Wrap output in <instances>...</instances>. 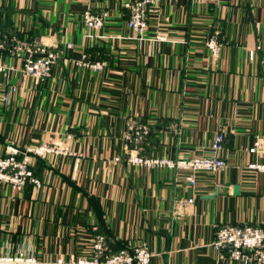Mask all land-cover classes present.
I'll use <instances>...</instances> for the list:
<instances>
[{
  "label": "crops",
  "instance_id": "1",
  "mask_svg": "<svg viewBox=\"0 0 264 264\" xmlns=\"http://www.w3.org/2000/svg\"><path fill=\"white\" fill-rule=\"evenodd\" d=\"M123 1L0 0V29L62 50L37 84L0 51V155L67 148L32 158L40 186L0 184V255L68 264L105 233L111 247L145 243L150 264H242L211 241L222 224L264 226V171L248 167L264 163V0H153L143 38L127 27ZM87 8L107 11L100 32L82 25ZM215 31L217 57L206 44ZM84 52L106 64H76ZM8 85L16 90L4 103ZM128 119L148 125L141 142L126 143ZM218 131L226 166L216 172L127 160L204 155Z\"/></svg>",
  "mask_w": 264,
  "mask_h": 264
},
{
  "label": "built area",
  "instance_id": "2",
  "mask_svg": "<svg viewBox=\"0 0 264 264\" xmlns=\"http://www.w3.org/2000/svg\"><path fill=\"white\" fill-rule=\"evenodd\" d=\"M153 0H124L121 4L127 13L126 25L133 32V35L143 38L147 28V8ZM107 17V11H92L87 8L82 14V25L85 29H92L100 32ZM217 31L211 34L206 44L212 56L217 57L220 50V43ZM90 35V34H87ZM71 43L64 42V48L71 47ZM0 51L6 52L10 56L21 60V71L29 76L37 84L52 75V68L58 58L62 55V50L53 44L51 46L43 44L37 39H26L14 34H4L0 37ZM76 64L93 71H98L105 64V60H94L89 52H84ZM5 64L0 61V70ZM16 90L14 85L2 92V101L10 102L11 94ZM148 133V125L132 119L125 122L126 143L141 142ZM224 133L218 131L209 144V151L204 155H194L191 157H147L138 153H132L127 157L130 163L145 165L147 167H168L176 169H189L191 171L204 170L216 172L226 166V161L221 155L224 148ZM259 145L256 139L250 152H255ZM51 149L62 152L67 148H55L48 142H43L35 147H26L24 150L12 148L5 155H0V184L5 183L13 189L21 191L26 183H33L40 186V180L33 174L32 158L41 157ZM80 154V153H79ZM115 156L112 160L118 161ZM249 168L264 171V163L251 162ZM188 180L193 182V177ZM192 198L182 199L181 202H191ZM92 255L72 256L68 264H150L153 252L145 243H133L124 245L114 250L108 243L104 234L95 233L90 239ZM211 245L220 252L228 250V258L241 262L242 264H264V226L256 223L245 224H222L215 232ZM57 263H62L58 258ZM0 264H51L49 260L38 259L35 256L18 252L11 255H0Z\"/></svg>",
  "mask_w": 264,
  "mask_h": 264
},
{
  "label": "trees",
  "instance_id": "3",
  "mask_svg": "<svg viewBox=\"0 0 264 264\" xmlns=\"http://www.w3.org/2000/svg\"><path fill=\"white\" fill-rule=\"evenodd\" d=\"M13 33V31L11 30V29H5V28H2V29H0V37L1 36H3L4 34H12ZM17 34V33H16ZM18 36H20V37H22V34H18ZM31 38H33V37H28L27 36V38L26 39H31ZM143 140V139H142ZM32 169H33V166H32ZM34 172V171H33ZM105 236H106V234L105 233H103ZM106 238H107V236H106ZM108 239V238H107ZM125 245V243H121V244H119V245H117V247L115 248V247H113V249L114 250H116V249H118V248H120V247H122V246H124ZM127 245V244H126ZM111 246V245H110Z\"/></svg>",
  "mask_w": 264,
  "mask_h": 264
},
{
  "label": "water",
  "instance_id": "4",
  "mask_svg": "<svg viewBox=\"0 0 264 264\" xmlns=\"http://www.w3.org/2000/svg\"><path fill=\"white\" fill-rule=\"evenodd\" d=\"M233 189H234V193L237 194L238 193L239 186L238 185H235L233 187Z\"/></svg>",
  "mask_w": 264,
  "mask_h": 264
},
{
  "label": "rangeland",
  "instance_id": "5",
  "mask_svg": "<svg viewBox=\"0 0 264 264\" xmlns=\"http://www.w3.org/2000/svg\"><path fill=\"white\" fill-rule=\"evenodd\" d=\"M0 112H2V109H0Z\"/></svg>",
  "mask_w": 264,
  "mask_h": 264
}]
</instances>
